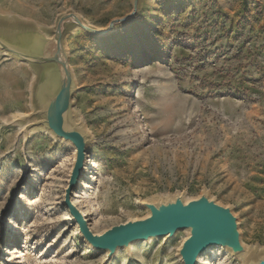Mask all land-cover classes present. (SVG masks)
I'll return each mask as SVG.
<instances>
[{
  "label": "rangeland",
  "instance_id": "1",
  "mask_svg": "<svg viewBox=\"0 0 264 264\" xmlns=\"http://www.w3.org/2000/svg\"><path fill=\"white\" fill-rule=\"evenodd\" d=\"M132 10L133 0H0V16L46 31L69 12L106 29ZM65 45L73 109L94 138L72 198L92 232L146 217L140 201L207 192L237 216L244 264L263 253L264 0H140L110 36L76 29ZM8 56L0 53V264H183L186 232L111 260L85 242L64 204L75 148L44 127L26 140L35 76ZM240 259L214 248L201 264Z\"/></svg>",
  "mask_w": 264,
  "mask_h": 264
},
{
  "label": "water",
  "instance_id": "2",
  "mask_svg": "<svg viewBox=\"0 0 264 264\" xmlns=\"http://www.w3.org/2000/svg\"><path fill=\"white\" fill-rule=\"evenodd\" d=\"M139 5L140 0H133L132 12L111 21L106 29L92 27L73 12L61 15L49 31L33 22L0 16V22H3L0 23V53L6 52L11 59L27 63L35 76L31 113L37 120L22 128V132L28 140L31 129L44 127L54 138L75 148L64 204L85 242L95 251L108 254V260L113 259L120 249L130 250L134 243L164 238L170 241L181 232L187 234L178 249L183 264H198L199 259L214 248L225 249L240 259L247 254L248 246L241 240L238 218L231 207L220 204L207 192L194 199L177 194L169 199L140 201L139 205L148 212L146 217L111 227L101 235L92 232L86 216L72 201L74 191L80 186L87 151L94 138L73 109V96L78 89L65 38L76 29L91 36H110L135 17ZM46 32H50V36ZM245 264H264V252H256Z\"/></svg>",
  "mask_w": 264,
  "mask_h": 264
},
{
  "label": "bare ground",
  "instance_id": "3",
  "mask_svg": "<svg viewBox=\"0 0 264 264\" xmlns=\"http://www.w3.org/2000/svg\"><path fill=\"white\" fill-rule=\"evenodd\" d=\"M83 214L85 215L84 212H83ZM164 239H166V238H164ZM153 241H154V240H150V241H147V242H153ZM147 242H137V243H147ZM135 245H136V243L132 244L130 251H134V249H135ZM124 250H125V249H120V250H118L117 253H120V252H122V251H124ZM201 263H202V257L199 259V263H198V264H201Z\"/></svg>",
  "mask_w": 264,
  "mask_h": 264
}]
</instances>
